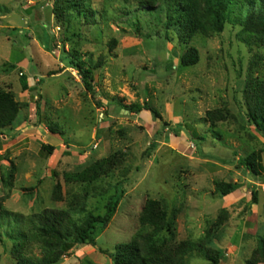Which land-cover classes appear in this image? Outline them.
Here are the masks:
<instances>
[{"label": "rangeland", "instance_id": "rangeland-1", "mask_svg": "<svg viewBox=\"0 0 264 264\" xmlns=\"http://www.w3.org/2000/svg\"><path fill=\"white\" fill-rule=\"evenodd\" d=\"M55 1L0 0V89L21 105L13 128L0 138L3 207L20 220L67 208L85 184L66 183L64 174L121 154L122 163L93 185L85 202L87 212L104 215L119 196L114 217L97 230L94 247L79 246L61 264H114L116 247L134 239L149 199L163 201L169 215L177 210V243L202 242L221 253L219 264H248L264 238V177L252 175L240 159L258 152L264 166V135L247 120L244 89L251 77H264V47L245 41L242 27L229 22L222 33L196 35L185 45L167 28L168 2L157 0L147 14L140 0H86L95 22L75 15L59 23ZM191 46L200 62L182 67ZM68 54L92 68L104 63L94 69V97ZM133 104H149L161 119L149 111L126 113L123 107ZM216 109L228 117L212 127L203 120ZM57 182L61 202L53 199ZM217 182L238 190L222 197ZM8 230L0 228V264H15ZM189 264L212 263L195 254Z\"/></svg>", "mask_w": 264, "mask_h": 264}, {"label": "trees", "instance_id": "trees-1", "mask_svg": "<svg viewBox=\"0 0 264 264\" xmlns=\"http://www.w3.org/2000/svg\"><path fill=\"white\" fill-rule=\"evenodd\" d=\"M157 0H140L142 12L151 13ZM169 3L167 12V28L173 31L180 42L185 45L191 43L196 35L211 37L224 31L229 23L242 27L241 33L245 41L254 42L264 47V0H158ZM54 14L57 20L81 17L88 22H95L94 12L86 5V0H56ZM62 21V22H63ZM115 43V41H113ZM71 68L80 75L81 81L93 97L95 96L94 69L96 68L80 59L78 55L68 54L66 57ZM182 67L195 66L200 62L197 48L188 47L180 59ZM54 74V73H53ZM22 85L26 89L28 82L22 75ZM244 97L247 107V120L255 130L264 135V77H251L245 86ZM98 105H102L98 102ZM130 114L142 111L151 112L156 119L160 114L149 104L143 106L133 104L123 107ZM21 110V105L15 100L12 92L0 89V138L4 131L14 126ZM228 117L224 109L211 110L206 113L204 122L216 127ZM53 126V127H52ZM50 125L49 131L59 133L56 125ZM220 137V133H216ZM201 139L197 134L195 138ZM42 150L53 154L55 148L43 145ZM121 154L99 160L78 173L64 174L66 183L85 184L82 195L74 196L67 208L45 209L20 220V215L12 214L3 207L0 200V228L7 226L5 235L13 242L11 254L15 264H61L64 258L79 246L96 245V233L105 228L116 213L119 196L112 198L106 205L104 215H96L86 211V201L94 189L93 185L103 178H107L122 163ZM122 157V156H121ZM240 165L255 177H264V166L258 152H253L240 159ZM117 189L122 191V182L117 183ZM238 190L237 184L217 182L216 191L222 197L229 196ZM62 186L55 184L53 199L63 201ZM253 202L257 203V193H253ZM177 210L169 215L167 207L161 200L149 199L139 215V229L134 239L116 247L113 254L114 264H189L192 255L202 256L212 264H219L222 255L202 242L185 240L176 242ZM38 248L40 255L34 253ZM264 264V238H259L248 264Z\"/></svg>", "mask_w": 264, "mask_h": 264}, {"label": "water", "instance_id": "water-1", "mask_svg": "<svg viewBox=\"0 0 264 264\" xmlns=\"http://www.w3.org/2000/svg\"><path fill=\"white\" fill-rule=\"evenodd\" d=\"M123 112V111H122ZM126 113H128V111H126Z\"/></svg>", "mask_w": 264, "mask_h": 264}]
</instances>
